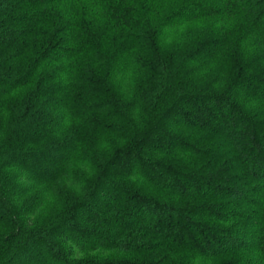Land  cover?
<instances>
[{"label":"trees","instance_id":"trees-1","mask_svg":"<svg viewBox=\"0 0 264 264\" xmlns=\"http://www.w3.org/2000/svg\"><path fill=\"white\" fill-rule=\"evenodd\" d=\"M0 264H264V0H0Z\"/></svg>","mask_w":264,"mask_h":264},{"label":"rangeland","instance_id":"rangeland-1","mask_svg":"<svg viewBox=\"0 0 264 264\" xmlns=\"http://www.w3.org/2000/svg\"><path fill=\"white\" fill-rule=\"evenodd\" d=\"M208 35V33L206 31H198V32H193L188 38H186V40L183 42V45H188L190 44L192 41H201L204 38H206ZM230 50L234 51V45L231 46ZM236 255V254H234ZM238 256H236L237 258H241L243 256H240V254H237ZM255 254L253 253V255L251 254V256H254ZM244 257H248V256H244ZM250 257V256H249ZM250 259V258H249ZM256 259H259V257L256 256Z\"/></svg>","mask_w":264,"mask_h":264}]
</instances>
